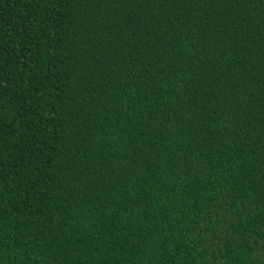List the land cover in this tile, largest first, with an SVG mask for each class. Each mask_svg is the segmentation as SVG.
<instances>
[{
	"label": "trees",
	"instance_id": "obj_1",
	"mask_svg": "<svg viewBox=\"0 0 264 264\" xmlns=\"http://www.w3.org/2000/svg\"><path fill=\"white\" fill-rule=\"evenodd\" d=\"M0 264H264V0H0Z\"/></svg>",
	"mask_w": 264,
	"mask_h": 264
}]
</instances>
